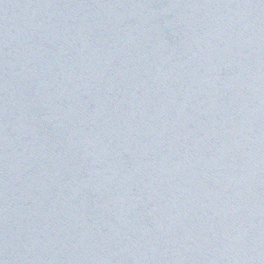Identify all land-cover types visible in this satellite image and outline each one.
I'll return each instance as SVG.
<instances>
[{"label":"water","instance_id":"95a60500","mask_svg":"<svg viewBox=\"0 0 264 264\" xmlns=\"http://www.w3.org/2000/svg\"><path fill=\"white\" fill-rule=\"evenodd\" d=\"M0 264H264V0H0Z\"/></svg>","mask_w":264,"mask_h":264}]
</instances>
